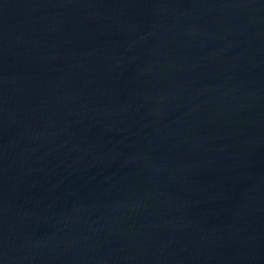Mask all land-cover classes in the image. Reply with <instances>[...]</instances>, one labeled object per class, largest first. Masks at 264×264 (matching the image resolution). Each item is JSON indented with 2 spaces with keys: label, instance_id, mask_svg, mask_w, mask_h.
Wrapping results in <instances>:
<instances>
[{
  "label": "water",
  "instance_id": "95a60500",
  "mask_svg": "<svg viewBox=\"0 0 264 264\" xmlns=\"http://www.w3.org/2000/svg\"><path fill=\"white\" fill-rule=\"evenodd\" d=\"M0 264H264V0H0Z\"/></svg>",
  "mask_w": 264,
  "mask_h": 264
}]
</instances>
